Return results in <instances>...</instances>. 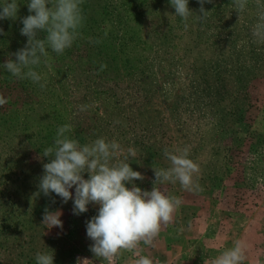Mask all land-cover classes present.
Listing matches in <instances>:
<instances>
[{
	"label": "rangeland",
	"instance_id": "374dc122",
	"mask_svg": "<svg viewBox=\"0 0 264 264\" xmlns=\"http://www.w3.org/2000/svg\"><path fill=\"white\" fill-rule=\"evenodd\" d=\"M17 2V19L0 20V95L7 100L0 106V264H36L37 252L51 250L54 264H77L78 257L103 264L86 235L98 206L77 216L72 200L33 197L49 162L40 154L65 123L81 145L116 140L124 149L116 159L136 150L127 162L145 176L135 181L142 190L152 189L153 166H169L164 149L189 147L203 191L165 185L184 201L177 212L232 205L247 264H264V44L251 34L255 0L239 19L231 0L205 3L211 12L203 22L196 19L200 4L189 0L187 29L170 0H83L79 38L62 55L49 49L50 67L36 69L43 90L3 68L27 42L20 18L30 14L28 0ZM79 105L88 107L81 112ZM46 206L62 211L63 229L41 225Z\"/></svg>",
	"mask_w": 264,
	"mask_h": 264
},
{
	"label": "clouds",
	"instance_id": "9594fccd",
	"mask_svg": "<svg viewBox=\"0 0 264 264\" xmlns=\"http://www.w3.org/2000/svg\"><path fill=\"white\" fill-rule=\"evenodd\" d=\"M197 2L200 14L196 19L206 21L211 11L205 10L204 4H212L213 0ZM82 4L83 0H28L30 14L20 18L23 24L20 34L27 37V42L24 47L10 53L11 59L3 63V68L17 79H28L42 90L46 88V80L36 69L42 63L50 67L49 49L62 55L79 38L85 19ZM19 5L17 0H4L0 4V20H16ZM170 5L175 9L174 15L182 18L187 29L193 14L188 6L189 0H170ZM231 5L239 19L249 0H231ZM255 7L256 22L252 25L251 34L255 43L264 44V0H255ZM4 34L0 27V35ZM13 56L15 59H12ZM106 67V64H101L100 70ZM6 103L7 100L0 95V106ZM77 107L83 112L88 106ZM71 132L70 123L58 126L52 146L44 148L40 154L41 159L47 157L49 162L43 163V174L33 197L43 194L51 199L55 193L64 204L72 200V213L77 216L88 212L90 204L98 206L97 214L86 221V235L92 241L89 250L95 260L103 264H117L121 255L128 252L134 257L131 264H160L144 254L145 247H157L161 231L174 223L175 214L184 202L181 197L168 194L165 185L178 182L184 191H203L199 184L201 170L198 163L189 158V147L172 151L164 149V156L170 164L166 168L152 167L155 178L152 189L148 191L135 183L143 181L145 176L133 170L127 162L129 157L137 156L136 150L127 149L128 155L119 160L116 158L124 149L116 140L99 137L81 145L69 135ZM52 203H55L54 199ZM62 214L60 209L52 211L46 206L41 225L47 229H63ZM247 251V242L238 239L232 247L225 248L211 259L210 264H245ZM35 261L36 264H54V250L37 252ZM90 261L93 260L77 258V264H89Z\"/></svg>",
	"mask_w": 264,
	"mask_h": 264
},
{
	"label": "crops",
	"instance_id": "0c3cea01",
	"mask_svg": "<svg viewBox=\"0 0 264 264\" xmlns=\"http://www.w3.org/2000/svg\"><path fill=\"white\" fill-rule=\"evenodd\" d=\"M231 212L232 205L222 203L198 207L193 213L176 212L174 223L161 231L157 247H145L144 254L160 264H210L234 241L241 240V228ZM132 259L131 253L124 252L117 264H131Z\"/></svg>",
	"mask_w": 264,
	"mask_h": 264
}]
</instances>
